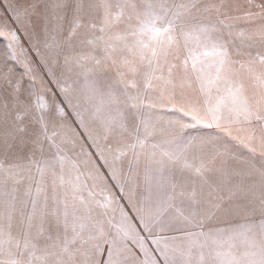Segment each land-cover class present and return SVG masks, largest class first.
I'll return each mask as SVG.
<instances>
[{"label": "snow or ice", "instance_id": "obj_1", "mask_svg": "<svg viewBox=\"0 0 264 264\" xmlns=\"http://www.w3.org/2000/svg\"><path fill=\"white\" fill-rule=\"evenodd\" d=\"M0 264H264V0H0Z\"/></svg>", "mask_w": 264, "mask_h": 264}]
</instances>
